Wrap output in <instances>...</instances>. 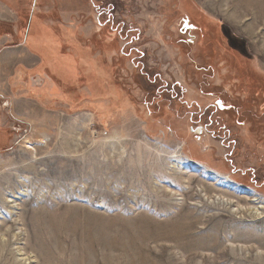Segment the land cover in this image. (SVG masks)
Segmentation results:
<instances>
[{"label":"rangeland","instance_id":"obj_1","mask_svg":"<svg viewBox=\"0 0 264 264\" xmlns=\"http://www.w3.org/2000/svg\"><path fill=\"white\" fill-rule=\"evenodd\" d=\"M11 1L0 181L30 264H264V0Z\"/></svg>","mask_w":264,"mask_h":264},{"label":"bare ground","instance_id":"obj_2","mask_svg":"<svg viewBox=\"0 0 264 264\" xmlns=\"http://www.w3.org/2000/svg\"><path fill=\"white\" fill-rule=\"evenodd\" d=\"M57 155H59V154H57ZM63 161L64 160L61 159L60 162H58V163H61V165H62ZM72 162H73V160L69 159L68 162L66 161V164L72 163ZM54 163H55V160H54ZM15 165H17V164H15ZM57 166H59V165H57ZM29 168H30V166H29V162H28V164L24 168H21V169L16 168L13 171L16 172L18 175V174H23V173L28 172ZM196 171L202 172L203 170L201 167H197ZM194 174L195 173H193V175ZM162 177H164V176H162ZM28 182L29 181L27 180L26 183H28ZM213 182H215V181H213ZM5 185H7L8 188L12 192H14L18 188V186L16 185V181H15V175H9L5 179V181H0V234L3 231H6V233H7L4 235H0V264L1 263L4 264L3 263L4 261H9V256L11 255V253L13 254V251L16 249H17L16 253L19 254L21 256V258H17V257L15 258L14 257L9 264H30L31 259L29 258V256L27 257V255L26 256L24 255V253H25L24 247L27 249L29 248V201L27 200V201L23 202L21 205H18V204H15L12 200H10V201L3 200L2 193H3ZM188 187H190V186H188ZM233 189H236V187H233ZM19 194H21V193H19ZM203 194H205V193H203ZM246 194L247 195L245 196V199L252 196V194L249 192H247ZM15 198H17V197H15ZM42 209H43V207H42ZM39 218L40 217L35 214L31 218V220H33L31 222L37 221ZM8 225H12V227H8ZM22 237H24V238L22 239ZM22 241H24L23 246H22ZM18 244L20 245V247H15V245H18ZM22 251L24 252L23 254L21 253Z\"/></svg>","mask_w":264,"mask_h":264},{"label":"crops","instance_id":"obj_3","mask_svg":"<svg viewBox=\"0 0 264 264\" xmlns=\"http://www.w3.org/2000/svg\"><path fill=\"white\" fill-rule=\"evenodd\" d=\"M10 3H9V2ZM34 2V1H33ZM8 5L10 6V7H12V9L14 10V11H12L9 7H8ZM33 5V4H32ZM4 13H6L8 16H6V14H4ZM0 19H1V21H8V22H11V23H13V22H16L17 21V15H16V6H14V4H13V2L11 1V0H0ZM10 38V36H5V38ZM4 38V37H3ZM6 38V39H7ZM48 38H50V40H51V37L48 35ZM41 39H44L43 37L42 38H39V42H41L40 40ZM10 40V39H9ZM34 40L35 39H32V37H30L29 38V46H30V43L32 44L33 42H34ZM5 52L7 53V52H11V51H1L0 52V55H4L5 54ZM18 55V54H17ZM29 55H31V56H33L34 55V52H33V50L30 48L29 49ZM4 57V56H3ZM8 58H9V55H8ZM33 62H35V61H33ZM38 63H40V61H38ZM38 63L37 64H35V66L33 67V68H35L37 65H38ZM32 67H30V69H33ZM0 70H1V68H0Z\"/></svg>","mask_w":264,"mask_h":264},{"label":"trees","instance_id":"obj_4","mask_svg":"<svg viewBox=\"0 0 264 264\" xmlns=\"http://www.w3.org/2000/svg\"><path fill=\"white\" fill-rule=\"evenodd\" d=\"M46 39L50 41V38H46ZM40 41H41V43L43 42L42 39Z\"/></svg>","mask_w":264,"mask_h":264}]
</instances>
